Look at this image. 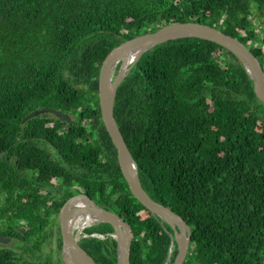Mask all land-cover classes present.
Instances as JSON below:
<instances>
[{
    "label": "trees",
    "instance_id": "1",
    "mask_svg": "<svg viewBox=\"0 0 264 264\" xmlns=\"http://www.w3.org/2000/svg\"><path fill=\"white\" fill-rule=\"evenodd\" d=\"M186 22L238 39L264 69V0H0V234L14 243L0 264H63L59 214L74 198L130 224L131 264H166L173 229L129 189L99 77L120 44ZM44 107L71 122H23ZM114 116L144 189L191 227L184 264H264V103L232 52L198 38L150 49ZM113 232L84 230L106 237L80 242L96 264H118Z\"/></svg>",
    "mask_w": 264,
    "mask_h": 264
},
{
    "label": "water",
    "instance_id": "2",
    "mask_svg": "<svg viewBox=\"0 0 264 264\" xmlns=\"http://www.w3.org/2000/svg\"><path fill=\"white\" fill-rule=\"evenodd\" d=\"M184 38L211 41L232 52L241 61L253 81L257 98L264 103V69L259 59L244 43L209 25L194 22L165 25L153 33L143 34L120 44L104 61L99 77L102 120L117 149L119 165L131 193L153 215L173 229L170 254L166 264L170 263L175 247L178 253L173 264L185 263L190 249L192 230L181 216L153 200L144 189L137 164L115 119L114 106L118 88L144 53L158 45ZM42 113H51L62 121L71 122L67 114L46 107L33 111L24 118L23 122L25 123ZM84 219L92 220V222L83 229H79L76 224ZM59 221L62 233V257L65 264H96L93 258L80 246V242L86 237L105 239L106 237L101 234L84 233L86 228L98 224H110L114 229V232L109 236L117 242V263L131 264V246L134 234L130 224L119 214L90 201L74 198L62 207ZM10 242V237L0 234L1 244L7 245Z\"/></svg>",
    "mask_w": 264,
    "mask_h": 264
},
{
    "label": "bare ground",
    "instance_id": "3",
    "mask_svg": "<svg viewBox=\"0 0 264 264\" xmlns=\"http://www.w3.org/2000/svg\"><path fill=\"white\" fill-rule=\"evenodd\" d=\"M91 222H92V220L84 219V220L78 221L76 225L78 226L79 229H83L85 226L90 225ZM69 264H71V263H69Z\"/></svg>",
    "mask_w": 264,
    "mask_h": 264
},
{
    "label": "rangeland",
    "instance_id": "4",
    "mask_svg": "<svg viewBox=\"0 0 264 264\" xmlns=\"http://www.w3.org/2000/svg\"><path fill=\"white\" fill-rule=\"evenodd\" d=\"M257 20H258V19H257ZM261 31H262V30H261ZM85 124H89V122H85ZM13 245H14V243H13V241L11 240V242H10L9 244H7V245H4V244H1V243H0V248L5 247V246H13ZM50 250H51L50 248H47V249H46L47 252H50ZM55 258H57V257H55ZM62 258H63V257H62ZM63 264H65V262H64Z\"/></svg>",
    "mask_w": 264,
    "mask_h": 264
},
{
    "label": "flooded vegetation",
    "instance_id": "5",
    "mask_svg": "<svg viewBox=\"0 0 264 264\" xmlns=\"http://www.w3.org/2000/svg\"><path fill=\"white\" fill-rule=\"evenodd\" d=\"M87 238V237H86ZM84 239V238H83Z\"/></svg>",
    "mask_w": 264,
    "mask_h": 264
}]
</instances>
